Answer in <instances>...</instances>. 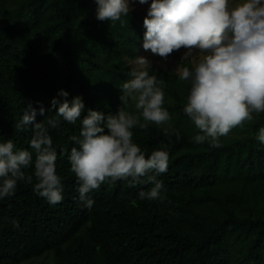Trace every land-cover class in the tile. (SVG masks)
<instances>
[{
	"label": "trees",
	"instance_id": "obj_1",
	"mask_svg": "<svg viewBox=\"0 0 264 264\" xmlns=\"http://www.w3.org/2000/svg\"><path fill=\"white\" fill-rule=\"evenodd\" d=\"M96 8L95 0H0V139L31 151V128L15 124L29 103L38 110L36 102L49 109L62 100L61 89L106 115L122 106L145 17L133 11L125 26H111L96 19ZM152 68L173 101L165 105L172 129L136 128L134 140L149 154L168 145L161 197L141 200L153 185L121 180L94 190L85 208L68 160L81 126L62 121L50 134L64 200L50 205L25 182L0 200V264H264V145L255 138L264 113L216 145L197 144L198 129L182 110L188 85L172 69Z\"/></svg>",
	"mask_w": 264,
	"mask_h": 264
},
{
	"label": "clouds",
	"instance_id": "obj_2",
	"mask_svg": "<svg viewBox=\"0 0 264 264\" xmlns=\"http://www.w3.org/2000/svg\"><path fill=\"white\" fill-rule=\"evenodd\" d=\"M135 0H95L96 19L125 26ZM148 4L149 0H138ZM142 47L165 60L185 49L174 74L188 85L183 113L198 129L197 144H218L233 129L264 113V0H152L144 19ZM120 89L122 106L115 114L86 108L82 96L68 99L61 89L46 109L29 103L15 129L31 128V151L17 149L12 139H0V200L14 197L21 182L33 185L48 204L64 200L58 152L50 129L61 122L79 123V135L68 156L76 176L77 201L91 209L94 190L126 180L129 187L151 183L139 199L157 200L165 186L170 152L162 144L150 154L134 140V129L155 124L168 135L172 115L166 104L165 80L153 71L147 57L137 56ZM134 105L135 112L129 111ZM54 113L53 115H47ZM37 115L44 119L37 122ZM178 136L179 133L177 132ZM256 140L264 145V127ZM35 181V182H34Z\"/></svg>",
	"mask_w": 264,
	"mask_h": 264
},
{
	"label": "rangeland",
	"instance_id": "obj_3",
	"mask_svg": "<svg viewBox=\"0 0 264 264\" xmlns=\"http://www.w3.org/2000/svg\"><path fill=\"white\" fill-rule=\"evenodd\" d=\"M152 0H149L148 4L141 5L139 4L138 0H135L134 3L131 4V7H133L134 11L139 13L141 16L145 17L147 16V11L150 7ZM140 56L147 57L148 60L151 62L152 67H159L162 69H172L176 71L177 66L181 62V56L183 55L185 49H181L179 51H176L169 55V57L165 60L162 57H159L157 55H154L149 51H145L143 47L140 50Z\"/></svg>",
	"mask_w": 264,
	"mask_h": 264
}]
</instances>
